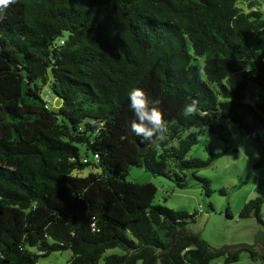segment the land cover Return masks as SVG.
<instances>
[{
  "label": "trees",
  "instance_id": "trees-1",
  "mask_svg": "<svg viewBox=\"0 0 264 264\" xmlns=\"http://www.w3.org/2000/svg\"><path fill=\"white\" fill-rule=\"evenodd\" d=\"M264 0H18L0 20V264H264L242 243L210 246L195 213L153 203L127 180L143 167L187 186L222 152L187 157L199 127L228 142L230 121L264 148ZM206 75L201 78L198 69ZM143 89L168 122L157 149L131 130ZM201 112L186 119L184 106ZM95 123H92V122ZM102 125V126H101ZM93 167L82 176L86 167ZM262 196L239 216H259ZM117 248L118 252L107 253ZM218 260V261H217Z\"/></svg>",
  "mask_w": 264,
  "mask_h": 264
},
{
  "label": "rangeland",
  "instance_id": "rangeland-1",
  "mask_svg": "<svg viewBox=\"0 0 264 264\" xmlns=\"http://www.w3.org/2000/svg\"><path fill=\"white\" fill-rule=\"evenodd\" d=\"M224 124L230 131L228 142L204 132L200 141L187 153L188 158L205 159L209 156L206 145L213 152H222L210 164L195 172L197 176L209 180V194L206 193L203 182L194 178L190 172L185 187H178L168 178L154 175L137 166L129 168L126 178L139 183H152L156 187L153 203L195 213L189 229L198 233L210 246L237 248L242 243H247L254 244L255 250L262 252L264 249L256 243V232L260 224L255 216L242 218L239 212L247 200L256 196L264 199V148L257 146L254 138L241 132L236 124L230 121H225ZM92 170L95 169L88 166L81 175L84 176ZM259 216L264 221V201L261 203ZM112 252H118V249L107 251ZM70 254L69 250L54 251L39 257L38 262L66 264ZM239 263L261 264V261L251 260L248 253L242 251L239 254Z\"/></svg>",
  "mask_w": 264,
  "mask_h": 264
},
{
  "label": "clouds",
  "instance_id": "clouds-1",
  "mask_svg": "<svg viewBox=\"0 0 264 264\" xmlns=\"http://www.w3.org/2000/svg\"><path fill=\"white\" fill-rule=\"evenodd\" d=\"M16 3L18 0H0V20L3 19L8 7ZM198 75L201 78L206 75L203 66L198 69ZM129 98L130 108L135 116L131 122V130L140 136L142 141L150 142L151 146L158 149L160 147L158 142L166 140L169 131L168 122L158 107L160 100H151L148 94L140 88L132 89ZM200 112L199 101L191 99V102L184 106L183 116L188 119L198 116ZM201 131L199 127L192 126L187 129L186 134H196L198 138H201ZM206 134L208 135L207 131Z\"/></svg>",
  "mask_w": 264,
  "mask_h": 264
},
{
  "label": "water",
  "instance_id": "water-1",
  "mask_svg": "<svg viewBox=\"0 0 264 264\" xmlns=\"http://www.w3.org/2000/svg\"><path fill=\"white\" fill-rule=\"evenodd\" d=\"M256 243L264 249V233H261L256 237Z\"/></svg>",
  "mask_w": 264,
  "mask_h": 264
},
{
  "label": "flooded vegetation",
  "instance_id": "flooded-vegetation-1",
  "mask_svg": "<svg viewBox=\"0 0 264 264\" xmlns=\"http://www.w3.org/2000/svg\"><path fill=\"white\" fill-rule=\"evenodd\" d=\"M260 224V227H258V230L256 232V237L261 234V233H264V221L261 220L260 222H258ZM251 245H254V244H251ZM255 246V245H254ZM261 248V247H260Z\"/></svg>",
  "mask_w": 264,
  "mask_h": 264
}]
</instances>
